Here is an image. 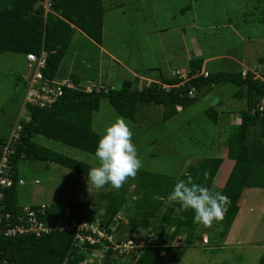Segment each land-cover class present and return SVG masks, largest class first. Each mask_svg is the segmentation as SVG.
<instances>
[{
    "label": "trees",
    "instance_id": "trees-1",
    "mask_svg": "<svg viewBox=\"0 0 264 264\" xmlns=\"http://www.w3.org/2000/svg\"><path fill=\"white\" fill-rule=\"evenodd\" d=\"M42 1L0 0V53L26 54L44 50L46 63L41 71L44 78L53 79L76 28L95 42H101L106 7L105 0H47L49 10L45 11ZM259 60L263 62L262 57ZM202 64V57L189 59L188 79L172 74H161L150 81L133 77L123 79L119 86H105V89L97 86L90 92L85 91V85L75 78L71 80L75 87H63L54 103L45 107L26 102L24 93L22 106L25 113L17 116L8 131L9 134L15 123L21 125L15 152L10 156L12 176L16 179L21 178L17 169L20 159L54 162L88 176V170L95 165L45 146L36 138L43 136L95 153L100 135L92 127V116L102 98H106L117 113L130 119L135 117L139 105L161 104L162 120L165 121L196 102L200 94L214 91L216 84L230 82L238 87L233 96L243 100L245 107L238 110L239 122L228 125L225 132L226 157L233 164L220 187L214 188V184L223 158L205 156L191 163L186 173L178 176L141 171L142 181L131 179L136 187L137 197L134 199L128 197V186L124 184L119 190L111 188L100 192L95 201L26 204L36 212L40 221L48 225L56 226L72 219L79 221L83 217L90 223L97 220V227L111 236L113 244L106 238H99L94 244L88 241L79 243L75 229H56L39 236L32 233L1 234L0 264H166L173 246L191 245L203 238L196 232L198 224L193 222L194 212L169 199L175 183L189 176L193 182L230 198L224 220L211 227L219 236H224L238 213L243 190L247 187L264 188V111L258 108L260 104L264 108V71L257 67L244 71L221 69L207 71L204 75L200 73ZM22 76L19 75V80H23ZM23 82L26 86L25 80ZM165 84L168 86H163ZM204 112L214 124L218 122L219 113L220 116L224 113L212 106ZM8 134L0 136V147ZM19 185L14 182L1 190L4 196L0 199L3 219L0 224L3 226L22 223L18 218L24 206L18 203ZM42 204L45 205L43 210ZM7 212L13 216L6 219ZM124 219L127 222L124 223ZM148 228L157 233L151 237L149 245L120 252L127 237L137 239L139 236L123 235V232H140ZM206 229L210 228L204 227L203 231ZM177 237L183 240L182 244H172ZM94 251H100L101 256L95 255ZM258 264H264V252Z\"/></svg>",
    "mask_w": 264,
    "mask_h": 264
},
{
    "label": "rangeland",
    "instance_id": "rangeland-1",
    "mask_svg": "<svg viewBox=\"0 0 264 264\" xmlns=\"http://www.w3.org/2000/svg\"><path fill=\"white\" fill-rule=\"evenodd\" d=\"M105 7L102 24L104 46L123 56V61L128 64L125 56L136 52L138 62L144 63L143 68L152 59L151 62L158 64L163 74H168L174 69L186 71L190 58L206 57L216 51L236 54L250 68L264 71V0H105ZM145 25L159 33L160 38H155V41L150 37L138 39L136 35L140 30H146ZM159 26L164 28V32L157 29L161 28ZM229 26L238 34H244L245 39L239 42ZM81 34L79 31L74 34L56 78L67 75L71 64L80 74L81 85L88 80L106 86H119L122 78L133 77L114 60L103 57L96 45L87 42ZM160 43L164 45V54L159 48H153L150 55H142L141 51L134 49L138 45L156 46ZM261 57L263 62L259 60ZM131 61L134 62V58ZM26 63L24 53H0V136H6L17 116L25 113L22 101L26 86L23 80H19V75L28 72ZM227 67L216 60L208 68L226 70ZM234 68L236 66L231 67ZM100 69H103V78L99 77ZM159 69H154V77ZM237 88L230 82L216 84L214 91L200 94L196 102L165 121L162 120L161 104L139 105L135 117L130 119L117 113L108 100L102 98L99 108L93 112L92 127L101 135L117 117H124L133 130V142L144 164L140 172L178 176L202 157H226L224 138L229 128L226 120L222 119L227 117L232 121L230 124H237L238 110L245 107L243 100L233 96ZM210 106L225 113H221L217 124L204 112ZM36 139L54 150L98 166L94 153L43 136ZM229 167V162L220 167L214 188L222 185L220 181ZM17 169L23 179L18 186L19 205L84 199L95 201L100 192L112 188L106 185L90 193L87 175L54 162L20 159ZM140 172L135 180H143ZM125 184L128 186V197H137L135 183L129 179ZM125 222L127 219H124ZM196 229L208 242L197 240L191 245L173 246L166 257V264H258L264 252V188L247 187L243 190L238 213L224 236H219L214 228L204 232V226L200 224ZM140 233L125 231L123 235ZM94 254L100 256V253Z\"/></svg>",
    "mask_w": 264,
    "mask_h": 264
},
{
    "label": "built area",
    "instance_id": "built-area-1",
    "mask_svg": "<svg viewBox=\"0 0 264 264\" xmlns=\"http://www.w3.org/2000/svg\"><path fill=\"white\" fill-rule=\"evenodd\" d=\"M42 4L44 5L45 11H47L49 8L48 1L43 0ZM25 58L28 72L22 76V79L26 82L24 100L31 105H36L39 107L50 106L62 94L63 87H75L73 82L65 78L46 79L43 77L41 70L46 63V53L44 50H41L40 53L28 52L25 54ZM200 73L206 75L207 71L202 69ZM171 74L177 75L183 80L189 78L186 71H181L178 69H174ZM84 85L85 86H83V88L87 92H90L92 88L97 86H102L104 89L106 88V85L98 84L97 82H91L88 80L85 81ZM78 86L81 85L78 84ZM163 86L167 87L168 85L165 84ZM258 108L261 112L264 111L262 104H260ZM20 129L21 125L15 123L10 133L3 141L4 144L0 147V199L4 196V193L1 191L2 189L11 186L14 182L19 184L23 183L22 178L16 179L14 176H12L10 159V156L15 152L16 147L14 145L18 141ZM44 207L45 205L42 204L41 209L43 210ZM21 211V215L18 218L19 220H22V223L14 224L12 226H3L0 224V235L2 234L7 236L10 234L32 233L36 236H39L56 229H75V238L79 241V243L88 241L90 244H94L99 241V238H106L113 244L111 236H108L104 231L97 227V220L95 223H90L85 217H83L79 221L72 219L69 222L54 226L40 221L37 218L36 212L28 205H24ZM65 214H68L67 208L65 209ZM11 216H13V213L7 212L5 214L6 219ZM1 220L3 219L2 213L0 212V223ZM95 234L97 236H95ZM156 234L157 233L154 231V229L149 228L146 229V231H141L137 239L127 237V239L121 244L122 248L120 249V252L124 250L130 252L136 247L147 246L151 242V237H155ZM182 242L183 240H181V238H177L172 241V244L177 243L176 245H179L182 244ZM202 242L207 243V239L204 237ZM113 247L116 248L117 246L114 245ZM94 253H100V256L102 254L100 251H94Z\"/></svg>",
    "mask_w": 264,
    "mask_h": 264
},
{
    "label": "clouds",
    "instance_id": "clouds-1",
    "mask_svg": "<svg viewBox=\"0 0 264 264\" xmlns=\"http://www.w3.org/2000/svg\"><path fill=\"white\" fill-rule=\"evenodd\" d=\"M133 135L129 122L122 116L105 128L94 153L98 166L88 170L90 193L93 189L98 191L106 185L119 190L129 179L138 178L144 164L133 142ZM169 199L177 201L185 210L193 211V222L205 228L222 222L231 203L228 196L193 182L191 176L175 183Z\"/></svg>",
    "mask_w": 264,
    "mask_h": 264
},
{
    "label": "crops",
    "instance_id": "crops-1",
    "mask_svg": "<svg viewBox=\"0 0 264 264\" xmlns=\"http://www.w3.org/2000/svg\"><path fill=\"white\" fill-rule=\"evenodd\" d=\"M159 27H161V26H159ZM144 29H146V30H140V33L138 35H136V37L138 39L143 40L144 37H150V38H153L154 41H155L156 40L155 38H160L159 37L160 34L159 33L158 34L155 33L154 29L151 28L150 26L145 25V28ZM157 29H159V31L161 30V31L164 32V28H162V27L161 28H157ZM230 29H231L232 33L234 34V36L237 37V39L239 40V42H241L242 40L245 39V37L243 36L244 34H241L240 35V34H238V32L236 30L232 29L231 27H230ZM77 31H79L80 33H82L81 36H84V38H86L85 40L87 42L91 43L92 45L93 44L96 45V47L102 53V56L103 57L104 56H107L109 59L114 60L119 66H122L129 73H131L133 77H138L140 79V81H143V80L144 81L145 80L149 81V80L158 78L161 74L162 75H166V74H163V71L158 68L159 67L158 64H153V62H151L152 59L150 60V62H146L145 65H144L145 67L143 68V65L142 64H144V63L143 62L142 63H139L138 62L139 57H138V54L136 52H135V54H133V52H130L128 56H125L126 59L128 58V61H129L130 64H128L127 62H125L126 60L123 61V56L114 54V52H112L111 50H108L104 46V33H102V40H101V42L100 43H97L94 40H92L89 37H87L79 28H76V30L73 33V36H74V34ZM73 36H72V38H73ZM156 46L147 44L146 46L143 47L142 45H138V46H135L134 49L137 48L138 52L139 51L142 52V55H144V54L145 55L153 54V50H154L153 48H156V49L159 48L160 49V52L162 54L165 53V51H164V45L162 43H160V44H158ZM131 58H134V62L131 61ZM202 59H203L202 68L205 69L206 71H217V70H221V68H218L216 70H212L211 68H208V67H210V64H212L216 60L217 61H222V63L226 64L228 66L226 68V70H240L241 69V70L244 71V70H247V69H249V70L251 69L250 66H249V64H247V62H244L243 60H241V58L238 55L232 54V53H228V52H216L215 51L211 55H208L206 57L203 56ZM161 62H164V61H160V63ZM235 66H236V68L231 69V67H235ZM155 68H157L159 70H158L156 76L154 77L153 75H155V73H154V69ZM67 69H68L67 75H64V76L59 77V78H67V79L71 78L70 80L76 78L78 81H80V74H78L79 72H75L76 71L75 70L76 67L73 66V64H71V66L69 68H67ZM102 70L103 69H100V75H99L100 78H103V76H104ZM179 70H181V69H179ZM170 73H168L167 75H170ZM105 77H107V76H105ZM123 79H127V78H122V80ZM218 116H219L218 117V121H220V118H221L220 117V113H219ZM222 120H226L227 126L230 125V123L232 122L227 117H225ZM225 162H227V163L229 162L230 163V167H229V169H230L232 167L233 161L227 159V157H224L223 158V161H222V164H221L220 167H222V165ZM228 172H229V170H228ZM228 172H227V174H228ZM184 173H186V171ZM227 174L225 173V175H223V177H222V179L220 181L221 183H223V181L225 180ZM218 185L221 186L220 184H218Z\"/></svg>",
    "mask_w": 264,
    "mask_h": 264
}]
</instances>
